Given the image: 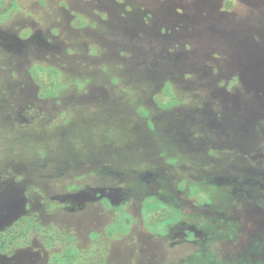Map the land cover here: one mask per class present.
<instances>
[{
  "label": "rangeland",
  "instance_id": "374dc122",
  "mask_svg": "<svg viewBox=\"0 0 264 264\" xmlns=\"http://www.w3.org/2000/svg\"><path fill=\"white\" fill-rule=\"evenodd\" d=\"M16 2L0 17V231H29L27 200L59 204L39 216L54 233L0 264H49L89 230L88 264L264 260V0ZM39 68L57 95L40 96ZM146 202L173 206L168 234L143 225ZM123 203L134 226L106 239Z\"/></svg>",
  "mask_w": 264,
  "mask_h": 264
},
{
  "label": "trees",
  "instance_id": "16d2710c",
  "mask_svg": "<svg viewBox=\"0 0 264 264\" xmlns=\"http://www.w3.org/2000/svg\"><path fill=\"white\" fill-rule=\"evenodd\" d=\"M16 8H17L16 0H0V17L1 18L9 17L11 13L16 10ZM76 23L78 25L81 24L79 23V21H76ZM32 75L34 76L37 84L41 87L40 96L53 97L57 95V91L60 88V84L58 83V81L53 79V73L50 72L49 69L48 70H44L43 68L36 69L35 71L32 72ZM171 89H172L171 86L167 85V91H168L167 95L173 97L174 94L171 91ZM175 103L176 102L174 103L171 102L165 106L170 107ZM25 143L26 145H29L27 140H25ZM49 149L50 151H48ZM45 151H47V155L51 156L53 155V153H56L58 149H56V152H54L53 148H46ZM44 152L43 150H41L42 156L46 155V152L45 153ZM28 189H29L28 187L27 188H25V186L23 187V191L25 192V195L30 198L29 195L31 194V192H29ZM34 191L37 192L39 191V189L36 188V190ZM38 194L39 196L45 195V193H40V192ZM213 196L215 197L216 194H214ZM206 198L204 200L199 198L198 202L200 204H211L213 202V197L210 198L208 197V199ZM216 198L218 199L217 196ZM37 199H40V197ZM51 201L52 200L50 199V202ZM40 202L42 206L44 201L40 199ZM30 204L31 202L29 200H27L25 203V207L27 208L26 212H29L30 214L31 213L30 210H31L34 215L31 218H29L31 219L30 220L31 224L28 225L29 231H25L26 229L23 230L22 228H20V232L16 235L12 234L11 231L10 232L7 230L0 231V253H6L13 247L20 248L24 246L25 243L22 240L28 237L27 236L28 232L30 233L35 230L38 233L40 232L43 234L45 233V235L49 234V232L54 233L53 229H56V227L53 225H50L48 227L43 226L40 223L41 219L39 216L45 213H46L45 215H47L48 212L53 210L55 204H59V203L52 202L47 207L45 206L37 207L38 205L37 201L36 199H33L31 204L33 205V207L32 206L30 207ZM102 204L104 205V207L108 206L110 208L111 206L110 201L107 199H103ZM35 207L38 208L39 210H36ZM85 208L88 209L89 207L86 206ZM125 208H127V204L125 203L121 204L119 207H116V211H115L117 212L115 213L116 217L113 219V221L110 224L108 223L109 225V226L107 225L108 228L103 231L105 237L107 235L109 239L114 237L119 239L122 236H124V234L128 233L131 230V228L134 226L135 219L133 218V216L129 214V212ZM142 209L143 211H141V214L143 218V225L146 226L148 231L156 232L158 235L159 233L160 235H165L167 233V229H168L167 227H169V225H172L173 222L176 221V219L172 218L173 217L172 210L174 209L173 206H168L161 203L156 206L154 205L151 206L149 205V202H146L144 203V207ZM25 218L27 219L26 216ZM32 225L34 226V228H32ZM87 235L88 236H86V238L89 240V242L85 241L84 244H82L79 239L71 241L70 238H67L70 245H68L65 251L60 253V255L54 256L49 262V264H88L87 262L89 261V259H92L93 256L96 255L95 241L97 242L102 234L100 233V231L97 230L96 231L89 230ZM193 237L194 234L189 233L188 239L190 240L194 239ZM102 257H104V253L102 254ZM113 262L115 263V261ZM253 263L264 264V260H258L257 262H252L249 259L244 260L242 258H236L235 256L230 258L228 257L225 259L224 257L220 256L219 253L214 248L207 247L206 249H204V251H196L195 254H193L189 259L184 260V262L181 264H253ZM110 264L113 263L110 262Z\"/></svg>",
  "mask_w": 264,
  "mask_h": 264
}]
</instances>
